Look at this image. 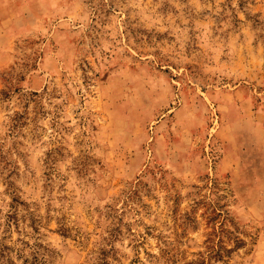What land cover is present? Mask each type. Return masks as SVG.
Segmentation results:
<instances>
[{
  "label": "rangeland",
  "instance_id": "374dc122",
  "mask_svg": "<svg viewBox=\"0 0 264 264\" xmlns=\"http://www.w3.org/2000/svg\"><path fill=\"white\" fill-rule=\"evenodd\" d=\"M0 264H264V0H0Z\"/></svg>",
  "mask_w": 264,
  "mask_h": 264
}]
</instances>
